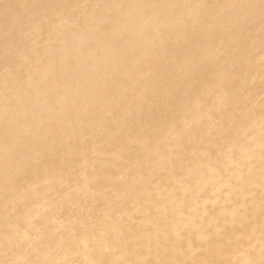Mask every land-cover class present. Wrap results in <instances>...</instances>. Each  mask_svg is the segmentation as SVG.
Returning <instances> with one entry per match:
<instances>
[{
    "label": "bare ground",
    "instance_id": "bare-ground-1",
    "mask_svg": "<svg viewBox=\"0 0 264 264\" xmlns=\"http://www.w3.org/2000/svg\"><path fill=\"white\" fill-rule=\"evenodd\" d=\"M131 4L142 5L150 4V0H129ZM194 1L192 3H198ZM150 6H153L151 3ZM172 4H168L170 8ZM84 9H98L105 10L110 13L111 18H102L94 30H90L84 36H71L70 38L63 37L59 39L63 45H74L76 51L71 54V57L78 63L75 65H68L65 62L57 64V70L63 75V79L58 82L60 87L56 91L46 95L42 91L47 86H55L57 80H48L46 73L52 67L50 60L46 58L44 65L41 68V77L35 81H23L19 86L23 89H28L30 92L24 94H17L18 87L12 84H5L4 89L9 91L15 102H21L26 106H6L0 113V141H4L9 136L20 135L13 145L9 147L0 146V170L8 171L10 169L25 172L26 174H37L46 178H53L55 174L59 176L66 175L71 177V183L74 185H87L91 188H100L94 182V173L88 176H80L75 173H68L66 166H59L53 162L54 158L70 159L74 158L78 152L85 150L81 141L87 139L93 142L88 148L96 154L110 155L115 151L118 154H129V138L126 136L128 129H131L133 123H136L137 130L143 132L151 128L155 129L157 126L166 123L153 142L164 145H173L177 148L176 153H168L160 155L156 152V148L151 151L149 158L134 157L129 161V165H142L147 167V172L144 174H137L131 168L126 166H119L117 161L109 163L108 166L115 167L118 175L128 176V182L124 185L118 183H111V190H119L128 187H143L147 188L151 182L153 185L159 182L173 181L176 185L167 190L165 194L152 192V187L145 190L144 197L150 206L144 208L140 205L133 204L132 207L125 204H119V208L111 213L107 212V208L100 202H94L88 206V210L92 213L87 218H79V223L65 226L59 222H54L55 225L60 226L64 232L73 233L75 236L72 240L66 242L67 244H76L83 249L82 256L79 261L72 264H161L160 261L164 256H168L166 264H202L204 260L211 258H219V264H264V212L259 213L261 209L264 210V200L260 197L264 194V173L259 174L258 168L264 167V137L261 141L251 143H237L231 138L234 135L240 134L246 138H250L252 133H262L261 127L250 126L253 120H258L264 125V104L261 107L255 106V102L249 103L251 97V89L246 88L245 91L238 96H230L228 101L219 102L216 107V112L219 110H231L236 105L243 106L249 104L248 108L238 111L236 117L230 118L226 122L213 124L211 115L200 111L198 108L195 111V116L203 118L201 131H205L207 126L214 128L215 134L222 137H227L222 143L216 144L214 142H206L201 144L198 142L196 132L191 128L193 124L185 123V135L177 139L179 132L177 125L171 119H165L164 113L152 114L153 107L157 104L156 99H161L172 94L175 88V82L167 85L164 80L167 78L176 79L177 83L183 82V77L179 75L178 68H183L188 64L205 66L207 57L215 56L219 52H224L226 48H213L207 44H202L197 48L198 58L191 57L193 49L178 59H173L168 62V65L155 74H146L150 71L149 68H139L133 63H125L122 56H128L131 62L140 59L142 53L153 44V39L136 36L133 31L127 26L116 28V23L119 17L124 13L125 9L117 8L110 9L102 7L100 4H89L82 6ZM225 11L220 12L213 17L208 23H198L194 19L178 18L177 23L188 25L194 29H202L206 26L222 24L233 21L236 16L243 15L241 19L248 23L252 19L257 18L264 13V0H251L242 5L222 7ZM162 12V11H159ZM143 22L135 21V26L144 24ZM12 24L18 25L21 19H13ZM108 24V27H105ZM150 24H155L151 22ZM264 26V23H262ZM107 28L111 32H122L129 30L133 34L131 40L120 44L114 40L99 39L98 36ZM1 33H10V30H0ZM224 33L233 37H241L243 43L249 38L242 34V29L237 26H230L224 30ZM182 33H174L171 37L182 36ZM264 41V36L257 40ZM132 47H136L137 51L134 53H126ZM117 49L120 56L102 62L101 58L108 54L112 49ZM149 57L157 60L159 55L157 53H150ZM212 61V60H211ZM85 62L92 64L93 70H88L81 65ZM213 65L217 66V62ZM28 70H33L28 66ZM73 75L74 78L67 80V77ZM148 75L146 81L142 82L140 77ZM132 77L133 82L125 87V91L117 92L112 87L119 77ZM230 80L227 75L223 78L215 80L217 91L211 92L208 86H201L191 93L200 95L201 103L215 100L219 95L224 94L226 90L223 84ZM264 80V74L258 79ZM48 81V83H46ZM63 81V83H62ZM159 82V86L154 84ZM238 81H232L237 84ZM247 81H244L245 84ZM76 83L81 84V89L77 91V95H85L90 100H97V105L84 114L78 116L70 127H60L67 121L71 111L76 107L67 99V96L73 94ZM101 92H107L111 96L108 99L100 98ZM140 92L149 93L150 101L144 100L139 103L137 107H132L130 102L132 98L137 96ZM38 93V98L35 96ZM229 94V92L227 93ZM118 101H122L125 107L115 112L114 106ZM28 105V106H27ZM29 106L35 107L36 111L30 110ZM90 103L80 104L77 108H89ZM56 108L58 114L50 119L44 116L48 112ZM144 112L149 115L145 121L137 119V113ZM17 116L25 117L29 122H33L39 126L37 130L23 131L18 127H11V122ZM119 117L121 120L118 123H113V117ZM100 120V124L91 127L90 121ZM130 127H122L128 124ZM129 127V128H128ZM72 132L76 139L71 140V144L63 147L60 145L54 151V154L38 158L32 163H27L26 156L41 150L51 148L67 139L68 134ZM58 135L60 138H58ZM104 136V140L100 137ZM47 137V139L40 141L38 138ZM214 137V136H212ZM220 138V139H221ZM79 139V140H78ZM107 140H112L113 146H105ZM137 145L140 150L147 149V142L145 139H137ZM217 153L220 155L219 159L213 162L202 163L203 157L208 153ZM238 155L233 158L231 153ZM12 154H17V158L13 159ZM252 159L256 162V166H247L246 160ZM175 171V173L173 172ZM252 173L253 177L249 180L242 178L243 174ZM11 173H0V181L11 184ZM63 184V183H61ZM23 184L14 186L18 189ZM68 185V184H67ZM30 186L36 190L35 186ZM228 187L227 199L231 201L232 205L228 209L218 206L215 211H208L207 205L209 202L204 197L203 189L212 188L217 191L219 187ZM216 199H221L219 193H215ZM135 200L140 196H135ZM223 201L227 200L222 197ZM176 202L175 206L166 207L167 203ZM35 200L29 201L27 204L37 206ZM159 205L157 207H153ZM200 206V209L198 207ZM160 208L166 210L165 213L170 214L172 222L168 226H158L154 220H146L141 226L134 222L127 223L122 233L124 238L115 239L112 242H106L88 237L87 231L96 229L100 232V237L104 234V224L111 225L118 221L119 213L122 217H126L131 212L138 215H147L150 209ZM63 211H66L63 209ZM69 213L68 211H66ZM213 213V214H210ZM184 217V218H181ZM237 217L241 221L249 220L252 222L251 226L244 228L242 231L234 230L228 225L215 224L218 219ZM51 220H56V217L50 215ZM5 225L0 230L2 235ZM153 229V234L148 235L149 229ZM208 228L212 229V234L206 233ZM12 235L16 238L33 239V235L38 232L37 225L30 229H11ZM223 239L216 243H212V239L216 236L222 235ZM137 236H145V240L136 241ZM170 239H173V243ZM180 244H174V243ZM95 243L96 252L107 257L108 261L103 262L100 258L92 252L86 251L84 248ZM65 244V243H64ZM63 244V245H64ZM61 245L62 253L57 256L54 255L52 248L47 249L46 246L40 245V249L34 256H27L23 252L14 253L15 256H23L29 264H39L44 259H50L53 262L66 260L72 258V252L66 246ZM197 249H202L204 256L196 254ZM10 249L1 248L0 256L8 254ZM106 254V255H105ZM131 256V258H129Z\"/></svg>",
    "mask_w": 264,
    "mask_h": 264
},
{
    "label": "rangeland",
    "instance_id": "rangeland-1",
    "mask_svg": "<svg viewBox=\"0 0 264 264\" xmlns=\"http://www.w3.org/2000/svg\"><path fill=\"white\" fill-rule=\"evenodd\" d=\"M199 1L198 3H192ZM251 0H150V4L134 5L129 0H0V30H10V33L0 34V113L6 106L16 105L19 107L26 106L21 102H15L10 92L3 87L5 84H12L18 87L17 94H24L30 92L28 89H23L19 86L20 82L29 80L35 81L41 77V68L44 65V60H50V67L47 70L46 76L48 80H57L55 86H47L42 91L46 95L59 89L58 82L63 79V75L57 70V64L65 62L68 65H75V61L71 54L76 51L74 45L65 44L59 39L63 37L70 38L71 36H84L90 30L97 27V23L102 18H111L110 13L105 10L84 9L82 6L89 4H100L102 7L110 9L123 8L124 13L119 17L116 23L117 27L127 25L136 36L147 37L153 39V44L150 45L146 51L140 56V59L131 62L128 56H122L125 63H133L139 68H149L146 74H155L168 65V62L173 59H178L196 47L202 44H207L213 48L224 47V52H219L215 56L207 57L205 60L208 63L205 66L188 64L183 68H178V73L183 77V82L176 81V79L167 78L164 83L170 85L175 82V88L171 95L165 96L161 99H156L157 104L153 107L152 114L164 113L165 119L177 125L179 132L177 139L182 138L186 133L185 123L193 124L192 130L196 132V137L199 143L214 142L220 144L227 137H220L215 134L212 126H207L205 131H201L203 118L195 116V111L200 108V111L211 115L213 124L226 122L232 117L238 115V111L248 108L249 104L243 106L236 105L231 110L215 111L219 102L228 101L230 96L241 95L246 88L251 89L252 94L249 98L250 102H255V106L261 107L264 104V80H258L264 74V41L257 40L264 36V13L250 22H243V15H238L233 21L222 24L206 26L202 29H194L188 25L177 23L178 18H191L196 22L208 23L213 17L220 12L225 11L222 7L239 6L246 4ZM153 3V6H150ZM168 4H172L167 8ZM162 11V12H159ZM148 20L144 24L135 26V21L143 22V19ZM13 19H21L18 25L12 24ZM154 22L155 24H150ZM230 26H237L242 29V34L247 36L249 40L243 43L241 37H233L226 35L224 30ZM108 27V24L105 26ZM174 33H182V36L171 37ZM133 34L129 30L113 33L107 28L98 36L99 39L114 40L120 44L133 38ZM197 48L191 53V57L198 58ZM137 51L136 47H132L126 53H134ZM150 53H157L159 58L153 60L149 57ZM120 52L118 48L112 49L107 55L101 58V61L111 60L119 57ZM218 65H213V62ZM30 66L33 70H28ZM82 67L93 70L92 64L85 62ZM229 75L230 80L225 82L222 86L226 90L224 94L219 95L215 100L201 103L200 95L191 93L201 86H208L212 93L217 90L215 83L216 79L223 78ZM148 75L140 77L142 82L146 81ZM70 75L67 80L73 79ZM232 81H238L233 84ZM244 81H247L245 84ZM133 82L132 77H119L112 87L117 92L125 91V87ZM48 83V81H46ZM63 83V81H62ZM159 82L154 86H159ZM81 89V84L76 83L73 94L67 96L66 100L72 102L76 107L71 111L68 119L60 127H70L74 120L84 114L86 111L97 105V100H90L85 95H77ZM229 92V94H227ZM107 92H101L100 98L108 99L111 96L106 95ZM149 93L140 92L130 102L132 107H137L141 101L147 100L151 102L148 97ZM152 97V96H151ZM35 98H38V93ZM90 103L89 108H77L80 104ZM28 106V105H27ZM125 107L122 101H118L115 106V112ZM30 110L36 111L35 107L29 106ZM58 114L56 108L44 117L50 119ZM149 118L144 112L137 113V119L145 121ZM120 118L115 116L112 118L113 123L120 122ZM100 120L90 121L89 126L95 127L100 124ZM130 121L126 124L130 127ZM167 123V122H166ZM163 123L155 129L148 128L143 132L137 130L136 123H133L131 129H128L126 136L129 138V154L121 155L118 151L110 155L96 154L88 151L91 141L83 139L81 143L87 147L85 150L78 152L74 158L63 159L54 158L53 162L59 166H66L68 173L79 174L80 176H88L94 173V182L100 188H91L87 185H74L71 183V177L66 175L59 176L55 174L53 178H46L37 174H26L25 172L10 169L5 171L0 170V173H11V184L0 181V230L6 225L2 235L0 236V249L8 248L10 252L0 256V264H29L27 260L21 256H15L16 252H23L27 256H34L40 249V245L46 246L47 249L52 248L54 255L59 256L62 253L61 245L66 246L72 252V258L66 260L53 262L50 259H44L39 264H72L80 260L83 249L76 244H67L66 242L73 239V233L64 232L60 226L55 225L54 222H59L61 225L71 226L79 223V218H87L92 213L88 210L94 202H100L106 206L107 212L111 213L119 208V204H125L132 207L133 204L140 205L144 208L150 206L147 200L142 197L145 190L152 187V192L165 194L168 189L174 187L176 184L173 181L157 182L153 185L151 182L147 188L143 187H128L119 190H111V183H118L124 185L128 182V176L118 175L115 167L108 166L109 163L117 161L119 166H126L131 168L137 174H144L147 172V167L142 165H129V161L134 157L149 158L151 151L156 148V152L160 155L168 153H176L177 148L173 145H164L163 142L156 144L153 142L154 137L161 133L164 125ZM261 127V133H252L248 139L240 134L234 135L231 140L237 143H251L261 141L264 137V125L258 120H253L250 126ZM11 127H18L23 131L37 130L39 126L33 122H29L23 116H17L11 122ZM128 127V128H129ZM69 139L47 149H41L29 156H26L27 163H32L36 159L42 157H49L54 154L56 148L60 145L63 147L71 144L72 139H76L74 134H68ZM214 136V137H212ZM20 138V135L7 137L4 141H0V146L9 147ZM58 138L59 135H58ZM137 139H145L147 142V149L140 150L137 145ZM221 138V139H220ZM40 141L47 139V137L38 138ZM105 137L101 136L100 140ZM79 140V139H78ZM105 146H113L112 140H107ZM264 153V151L262 152ZM238 154L233 152L231 157L235 158ZM17 154H12L13 159L17 158ZM220 155L217 153H208L202 159V163L213 162L219 159ZM245 164L248 166H256V162L252 159L246 160ZM175 173V171H173ZM259 174L264 173V167L258 168ZM253 177L252 173L243 174L242 178L246 181ZM63 183V184H61ZM23 184L20 188L13 187ZM30 184L34 185V190ZM68 184V185H67ZM228 187L221 186L217 191L212 188L203 189L204 197L207 198L209 204L208 211H215L218 206H222L225 210L228 209L232 203L227 199ZM215 193H219L227 200L216 199ZM140 196L135 200V196ZM264 200V194L260 196ZM35 200L37 206H31L27 203ZM176 202L167 203L166 207L175 206ZM155 205L153 207H157ZM66 210L69 213H67ZM200 209V206L198 207ZM130 212L126 217H122L119 213L118 221L111 225L104 224V234L100 237V232L96 229L87 231L88 237L106 242H112L115 239L124 238L122 230L124 226L134 222L141 226L147 219L154 220L158 226H168L172 222L173 216L165 213L166 210L156 208L150 209L147 215H138L129 209ZM261 209L259 213H263ZM213 214V213H210ZM53 215L56 220H51L49 217ZM184 218V217H181ZM215 224L228 225L234 230L242 231L244 228L251 226L252 222L249 220L241 221L237 217L221 218ZM37 225L38 232L34 234L33 239L16 238L12 235L13 228L30 229ZM206 233L211 235L212 229L208 228ZM153 234V229L150 228L148 235ZM223 239V234L212 239V243H216ZM136 241L145 240V236H137ZM173 243V239H170ZM174 244H180L174 243ZM88 252H92L98 256L103 262H107L106 256L97 253L95 243L84 248ZM198 256H204L202 249H197ZM106 255V254H105ZM131 258V256H129ZM168 256H164L160 263L166 264ZM219 258L214 257L210 260H204L202 264H219Z\"/></svg>",
    "mask_w": 264,
    "mask_h": 264
}]
</instances>
